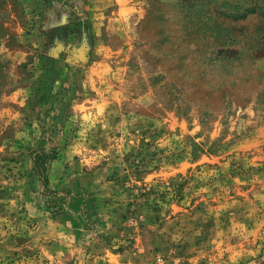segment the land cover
I'll list each match as a JSON object with an SVG mask.
<instances>
[{"label": "rangeland", "instance_id": "rangeland-1", "mask_svg": "<svg viewBox=\"0 0 264 264\" xmlns=\"http://www.w3.org/2000/svg\"><path fill=\"white\" fill-rule=\"evenodd\" d=\"M0 61V264H264V0H0Z\"/></svg>", "mask_w": 264, "mask_h": 264}, {"label": "trees", "instance_id": "trees-1", "mask_svg": "<svg viewBox=\"0 0 264 264\" xmlns=\"http://www.w3.org/2000/svg\"><path fill=\"white\" fill-rule=\"evenodd\" d=\"M5 67L4 63L0 61V69L2 70ZM4 75L0 72V82L3 84L5 82ZM4 80V81H3ZM55 158L54 152H47L43 148H38L33 152V170L35 171L36 175L39 177L44 190H48V177H47V166L50 160Z\"/></svg>", "mask_w": 264, "mask_h": 264}, {"label": "crops", "instance_id": "crops-1", "mask_svg": "<svg viewBox=\"0 0 264 264\" xmlns=\"http://www.w3.org/2000/svg\"><path fill=\"white\" fill-rule=\"evenodd\" d=\"M104 258L107 261H113L114 264H127L126 260L132 258V255H124L119 252H106Z\"/></svg>", "mask_w": 264, "mask_h": 264}]
</instances>
